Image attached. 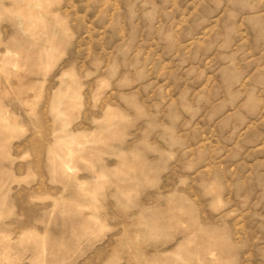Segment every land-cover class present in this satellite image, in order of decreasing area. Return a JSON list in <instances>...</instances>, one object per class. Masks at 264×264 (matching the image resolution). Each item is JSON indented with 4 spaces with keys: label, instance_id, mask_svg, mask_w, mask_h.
Here are the masks:
<instances>
[{
    "label": "rangeland",
    "instance_id": "obj_1",
    "mask_svg": "<svg viewBox=\"0 0 264 264\" xmlns=\"http://www.w3.org/2000/svg\"><path fill=\"white\" fill-rule=\"evenodd\" d=\"M0 264H264V0H0Z\"/></svg>",
    "mask_w": 264,
    "mask_h": 264
}]
</instances>
